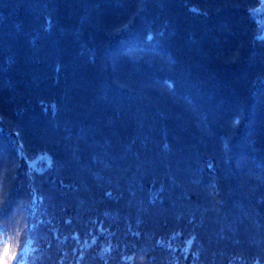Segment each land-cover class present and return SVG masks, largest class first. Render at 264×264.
I'll return each instance as SVG.
<instances>
[{"label": "trees", "instance_id": "16d2710c", "mask_svg": "<svg viewBox=\"0 0 264 264\" xmlns=\"http://www.w3.org/2000/svg\"><path fill=\"white\" fill-rule=\"evenodd\" d=\"M262 8L0 0V261L264 264Z\"/></svg>", "mask_w": 264, "mask_h": 264}, {"label": "rangeland", "instance_id": "374dc122", "mask_svg": "<svg viewBox=\"0 0 264 264\" xmlns=\"http://www.w3.org/2000/svg\"><path fill=\"white\" fill-rule=\"evenodd\" d=\"M262 10H263V13H264V8H262ZM3 27H5V26H3L2 25V29H3ZM263 35H264V27H263ZM13 41H15V40H13ZM8 43V42H7ZM10 44V43H9ZM53 86V85H52ZM46 87H48V86H46ZM55 88V87H54ZM88 88H86L85 90H87ZM86 93L88 92V90L87 91H85ZM83 96H85V94H83ZM107 102H108V105L110 104V103H112V102H114V99L113 98H109L108 100H107ZM102 103V102H101ZM103 104V106H105V103H102ZM98 105H99V107H98V110L100 109L101 110V112H106L105 111V109L103 108V107H100V103L98 102ZM93 112L95 113V112H97V109H94L93 110ZM110 113V112H109ZM114 123L111 121V120H108L107 122H99V121H97L96 122V124L94 125V128L92 129L94 132H95V130H105V129H108V127H110V126H112ZM108 126V127H107ZM102 127V128H101ZM50 128V127H49ZM51 130H50V132L51 131H56L57 130V128H54L53 127V125H51ZM44 131L46 132L47 131V129L45 128L44 129ZM93 131H91V133L93 132ZM96 133V132H95ZM47 134H51V133H47ZM97 134V133H96ZM97 136H98V134H97ZM92 136H89V134H87V137L85 136V138H88V139H90ZM61 143H62V145H63V147L65 148V146L67 145V143H65V142H63V140L61 139ZM55 195V193L51 196V197H53ZM51 197H48V198H51ZM60 199H61V197H60Z\"/></svg>", "mask_w": 264, "mask_h": 264}, {"label": "snow or ice", "instance_id": "6c2138e0", "mask_svg": "<svg viewBox=\"0 0 264 264\" xmlns=\"http://www.w3.org/2000/svg\"><path fill=\"white\" fill-rule=\"evenodd\" d=\"M148 38L151 39V36H149ZM237 123H239V121H237ZM2 164H3V161L0 160V166H2ZM109 195H110V193H109Z\"/></svg>", "mask_w": 264, "mask_h": 264}, {"label": "clouds", "instance_id": "9594fccd", "mask_svg": "<svg viewBox=\"0 0 264 264\" xmlns=\"http://www.w3.org/2000/svg\"><path fill=\"white\" fill-rule=\"evenodd\" d=\"M0 264H3V262H2V261H0Z\"/></svg>", "mask_w": 264, "mask_h": 264}]
</instances>
